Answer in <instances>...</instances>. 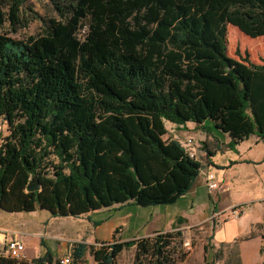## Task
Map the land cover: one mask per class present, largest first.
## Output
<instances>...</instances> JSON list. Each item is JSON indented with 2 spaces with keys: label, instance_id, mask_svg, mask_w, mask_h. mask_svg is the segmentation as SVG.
Masks as SVG:
<instances>
[{
  "label": "trees",
  "instance_id": "trees-1",
  "mask_svg": "<svg viewBox=\"0 0 264 264\" xmlns=\"http://www.w3.org/2000/svg\"><path fill=\"white\" fill-rule=\"evenodd\" d=\"M49 1L56 15L43 32L13 38L1 28L26 24L25 0H0V209L79 216L176 202L201 163L164 138L165 120L209 119L232 144L264 136V53L235 58L226 41L228 24L264 36V0ZM31 180L38 189L26 190ZM173 234L181 230L114 236L109 248L75 243L69 264H85L87 253L114 264L131 247L134 264H173ZM212 234L202 264H239L235 245L215 246ZM32 264L60 263L46 252Z\"/></svg>",
  "mask_w": 264,
  "mask_h": 264
},
{
  "label": "crops",
  "instance_id": "crops-1",
  "mask_svg": "<svg viewBox=\"0 0 264 264\" xmlns=\"http://www.w3.org/2000/svg\"><path fill=\"white\" fill-rule=\"evenodd\" d=\"M254 62H260L259 57ZM206 120L182 124L164 121L167 129L164 138L179 140L176 136H183L185 142L191 138L195 159L200 161L201 167L191 188L176 202L149 205L163 208H155V212L152 210L145 215L143 227L150 222L152 225L140 236L180 229L179 224L216 222L211 239L215 246L235 245L239 264H254L258 258L264 261L261 236L264 232V136L251 134L232 144L227 133ZM206 150H210L211 155H207ZM211 170L215 172L218 185L212 190L208 189L205 177ZM127 205L138 204L114 203L79 216H54L39 208L31 211L0 209L9 213L5 219L0 214V257L7 256L5 243L12 237L24 243V264H32L46 252L54 259L61 258L70 254L75 243L95 246L113 241L114 236L120 240L125 227L131 225V215L122 216V209ZM233 208L237 209V216L233 215ZM179 218L183 219L182 223Z\"/></svg>",
  "mask_w": 264,
  "mask_h": 264
},
{
  "label": "rangeland",
  "instance_id": "rangeland-1",
  "mask_svg": "<svg viewBox=\"0 0 264 264\" xmlns=\"http://www.w3.org/2000/svg\"><path fill=\"white\" fill-rule=\"evenodd\" d=\"M56 13L52 8L49 0H25L21 7V18L26 24L22 27L17 28L16 31H12L5 22L2 25L1 31L5 32L7 35L13 38H25L28 35H37L43 32L46 27V20L49 17L55 16ZM236 30V31H234ZM236 32H238L236 34ZM264 36L251 37L240 31L236 26L228 24L226 41H227V53L235 58H238L236 52L239 51L241 55H244L246 51L249 55V59L254 61V59L262 56V40ZM264 43V42H263ZM2 133L6 134V123L1 120ZM208 123L211 120H206ZM183 135V134H181ZM187 135V134H186ZM180 142L185 144V138L183 136H176ZM2 139L0 140V142ZM155 208H163L162 206H138V205H127L122 209L124 214L122 216H128L129 213L131 219V225L125 227L119 239L121 241L130 240L133 238L140 237V233L144 230L149 229L152 223H147L143 227V218L145 215L154 210ZM129 211V212H127ZM0 214L5 219L9 216V213L1 211ZM142 223V225H141ZM206 226L200 225H188L179 224L181 227V235L173 234L169 239L171 243L169 245L170 249L173 250V255L176 257L173 264H202L204 261V250L203 246L208 241V236L211 231L216 227V222H207ZM137 225V226H136ZM138 227V228H136ZM143 227V228H142ZM137 229V230H136ZM113 241L103 243L102 245H95L96 247L106 246L109 248V244ZM264 248V245H263ZM212 256V251L209 252V258ZM85 264H96L95 260L90 254H86ZM114 264H134V247L129 249H124L121 251L114 259ZM143 264H148L144 262ZM218 264H223L219 262ZM254 264H264L262 259H257Z\"/></svg>",
  "mask_w": 264,
  "mask_h": 264
},
{
  "label": "built area",
  "instance_id": "built-area-1",
  "mask_svg": "<svg viewBox=\"0 0 264 264\" xmlns=\"http://www.w3.org/2000/svg\"><path fill=\"white\" fill-rule=\"evenodd\" d=\"M1 135H2V125L0 121V138ZM185 145L188 148V153L190 157L195 158V150L192 139L188 138L185 142ZM205 177H206V185L208 189L212 190L218 187L215 181V172L213 170L207 171ZM232 213L234 216H237L238 215L237 209L233 208ZM4 252L8 257L22 260L25 258L24 243L17 237H12L6 241ZM58 259L60 264H69L71 262V254L62 256L61 258Z\"/></svg>",
  "mask_w": 264,
  "mask_h": 264
},
{
  "label": "water",
  "instance_id": "water-1",
  "mask_svg": "<svg viewBox=\"0 0 264 264\" xmlns=\"http://www.w3.org/2000/svg\"><path fill=\"white\" fill-rule=\"evenodd\" d=\"M39 188V184L36 180H31L27 185L26 190H36ZM96 264H113L112 262H97Z\"/></svg>",
  "mask_w": 264,
  "mask_h": 264
}]
</instances>
